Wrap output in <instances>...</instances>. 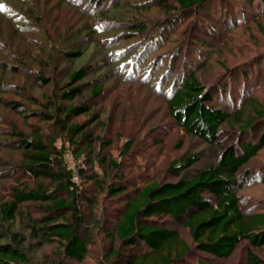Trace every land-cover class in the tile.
I'll list each match as a JSON object with an SVG mask.
<instances>
[{"label":"trees","instance_id":"16d2710c","mask_svg":"<svg viewBox=\"0 0 264 264\" xmlns=\"http://www.w3.org/2000/svg\"><path fill=\"white\" fill-rule=\"evenodd\" d=\"M256 35L264 0H0V264H264ZM229 36L246 55L213 68ZM168 125L211 159L185 150L161 174V148L133 156Z\"/></svg>","mask_w":264,"mask_h":264},{"label":"rangeland","instance_id":"374dc122","mask_svg":"<svg viewBox=\"0 0 264 264\" xmlns=\"http://www.w3.org/2000/svg\"><path fill=\"white\" fill-rule=\"evenodd\" d=\"M155 9H157V8H155ZM216 10H214V13H215ZM90 12H91V10L89 9V13ZM91 14H93V13L91 12L89 15H91ZM218 14H219V12L217 11L216 12V16L219 18L220 14L219 15ZM58 25L61 28V26H62L61 23H59ZM174 29L175 28H171L170 32L172 30H174ZM248 34L252 35L253 33L252 32H243V34L240 37V39L244 38ZM257 35H258V33H257ZM257 35L255 36L256 37L255 38L256 44L258 42L263 44L262 42H264V39L262 41H259V38H257ZM176 38H177V34L176 35L175 34H173V35L170 34L169 41L166 44L165 48L166 49H170L172 47L173 43H176V40H175ZM230 38H231V36H229V38H227L226 40L224 38L221 39V40L225 41L224 44L222 45L223 49L221 50V52H219V53L217 52L218 54L216 53L214 55V51H212V54L210 53V54L206 55V58L209 60L208 62H210V61L214 62L213 68H216V67L219 66L218 62L215 63V61H214L215 59L219 60V58H222L221 60L227 59L228 61H233L234 62V61H236L237 58H241L242 56L246 55L247 51L236 52L237 54L234 52L233 43L230 45V43L233 42V40L230 39ZM247 40H248V38L245 39V41H247ZM211 42H214V41H211ZM219 42L216 45H219ZM230 47L232 48V50H229ZM221 73H223V72L221 71ZM220 76H221V74H220ZM115 89H116L117 92H114L112 95H114V94L118 95L117 93L119 91V87L115 88ZM117 97L119 98V95ZM262 101L264 102L263 99H262ZM152 102H153V104L151 105V108H155L156 109L158 107V106L156 107V105L158 104V101L157 102L152 101ZM102 104L104 105V103H102ZM111 122L108 124L109 126L106 127L104 131H105L107 137L115 139L118 135H121L122 131H119L116 128V126L114 124H112ZM159 131H158V133L156 135L154 134L152 136H148L146 138V140L144 141V143L139 144V147H137L135 149V153L133 154V156H140V158H142V157L145 158V157H147L149 155V153L154 152V151L158 150L159 148H161L160 149V154H158V157L160 159L158 160V163L156 164L157 168L156 169L153 168L155 170V172L156 171H160L159 173L164 174L165 170H166V167L164 169H163V167L166 164V161H168V164H170L171 161H173L176 158H178L180 156L181 152H183L185 150L191 154L193 152L199 151V149H204V155L195 164L194 168H196V167L198 168V167L204 165L207 162L208 159L209 160L211 159V157H210V156H212L211 148H209L208 146L203 148L204 145L201 144V142H199V141L195 142L194 139L193 140L192 139H188L187 137H185L184 132H180L178 127L172 126V125H168L167 128L160 129ZM180 137L183 138L182 141H179ZM161 140H163V142H167V146H168V147H166V153L163 155V157H161L163 142H162V144H160V142L157 143L158 141H161ZM179 142L181 144L183 143V146L180 149L177 148L179 146V144H180ZM119 143H122L121 137H119ZM113 147H109L108 149H106V151L104 152L105 155L113 154L115 157H118L119 156V152L116 150V147L115 148H113ZM261 154L262 155H260V157L258 158L259 160H257V158H256V161L253 163V165H255V166H252V168H256L257 166H260V164L264 162V150L261 152ZM146 161H147V159H145V161H144V159H142L140 161V163L141 164L143 163L145 165ZM161 169H163V170H161ZM154 170H153V172L151 171L150 175L148 174V172H146L144 174L145 178L153 176V174H155ZM122 172H124V174H126V178L129 180L128 184L130 186H132L133 183H132V179H130V178L132 177L133 173L135 172V163H133L131 157L126 159L125 164L123 166ZM246 192H250L252 195H256V197L258 199L259 198H264V185H261L260 183H257L252 188L246 190ZM86 195L88 197H90V198L94 197L91 193H86ZM173 225H175V224H173ZM258 253H259V255L261 257L264 258V248L262 250L261 249L258 250ZM237 261H238V257H236L234 260H228V261H226V263L223 262L222 264H236Z\"/></svg>","mask_w":264,"mask_h":264}]
</instances>
